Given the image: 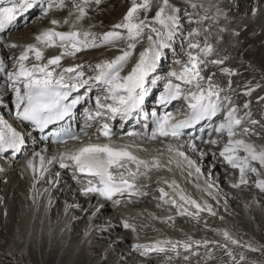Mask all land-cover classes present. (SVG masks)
<instances>
[{"label": "bare ground", "instance_id": "6f19581e", "mask_svg": "<svg viewBox=\"0 0 264 264\" xmlns=\"http://www.w3.org/2000/svg\"><path fill=\"white\" fill-rule=\"evenodd\" d=\"M67 2V8L57 11L54 9V12L51 11L47 17H42L38 8L33 9L19 18L7 33L0 34L4 39L20 45L9 49L0 43V67L6 64L8 70H13L15 58L23 51V46L35 43V36L40 32L54 27L57 31L71 30V21L69 24L61 23L59 26L44 23L47 18L63 21L68 16L72 0ZM170 3L177 8L180 5L191 6L192 3L204 4L205 7H208L209 3H216L227 15V19L221 16L218 23L211 20L204 21L203 28H210V32L196 38L203 43L204 35H207L214 46V52L205 58L209 63L202 66L201 74L206 75L205 77L211 76L213 82L224 89L221 93L222 97L227 96L231 99L232 106H235L239 116L244 118V126L255 133L243 138L258 148L264 146V99H261L264 97V0H170ZM107 4L108 0H103L99 6L95 3L90 4L88 16L77 27L97 35L105 33L102 26L107 23V19L101 7ZM158 5L159 0H153L152 8L157 11ZM124 8L123 3L122 10H111L112 15L121 16ZM253 9H258L254 15ZM191 10L194 15L197 12L200 15L204 14L203 8L191 7ZM214 12L215 9L209 13V16ZM179 14L178 12V17ZM41 18L43 19L40 20ZM221 27L226 28L227 31L220 32ZM182 34L187 36V32ZM146 36L147 31L142 42L137 44L133 56L121 73L122 76L131 70L139 58V53L147 47ZM99 42L98 39L97 43ZM185 43H187L186 39ZM125 47L126 43L120 41L114 45L89 48L78 52L75 57L66 56L62 59L60 67L56 68V72L80 64L87 79L96 75L94 67L97 63L113 59L120 55V49ZM185 47L173 55L172 62L184 54ZM62 51L63 49L58 47L44 48L45 59L40 63H45L48 58L59 55ZM213 55H215L214 59L211 58ZM215 59H221L224 63L212 64L210 61ZM34 62L32 58L26 63L31 66ZM158 67L163 68L160 62L156 72L149 76V80L159 76ZM165 67L162 77H166L167 72L170 68H174V65L172 63ZM223 68H229L236 74L229 76L221 71ZM6 80L7 76L0 70V116L8 125L23 134L24 144L15 158L10 152L5 153L0 161V255H2L0 264H27L28 257L32 264H40L37 257L39 247L42 264H233L225 254V250L217 246L225 243L236 255L237 261L241 253L246 257L240 264H264V192L260 190L261 193L257 197L250 195L249 191L245 190L246 187H241L242 194L234 193L232 184L239 176V170H232L227 178L210 168L209 157L201 160L200 156L189 154L187 157L194 162L189 167L184 158L177 155V152L185 154V150L178 148L169 153L170 159L181 164L185 171L195 176L194 181L197 185L185 183L182 184L183 188L199 201L211 205L217 213L223 214L225 219L221 220L204 211L198 212V218L189 215L188 213H196L198 210L179 199L181 191L185 195L186 192L167 187L164 192H167L168 196H163L156 190L160 186L157 183H152L146 188L149 195L160 197L159 200H146L151 211L146 215L132 212L130 216L116 215V211L109 204H105L97 214H94L95 206H90L89 199L75 192V186L66 173L63 174L60 183L56 184L53 179L48 184L43 181L37 183L38 177L31 173L26 162L32 156L31 152L35 150L28 147L27 141H34L37 137L35 133L23 130L12 118L8 108L9 92L3 88ZM229 81H231L230 88ZM164 83L165 80L161 78L155 85H147L148 93L149 90L161 87L160 85ZM203 83L206 85L207 81ZM249 89H252L250 95L246 94ZM90 91L101 94L100 86L97 85H93ZM194 136L195 134L188 138L189 144L193 142ZM194 142L197 146L201 145ZM204 148L207 149L206 146ZM218 149L220 148L215 149V153ZM239 155L245 154L240 152ZM254 166L258 169L259 177L256 173H247V178L253 179V183L258 178L264 179V167L255 162ZM219 167H225L220 158L214 168L220 169ZM196 168L200 171L196 172ZM214 198L222 200L226 206L219 204ZM172 199L177 201V205L184 204L188 210L173 205ZM168 217L172 219L168 220ZM204 218L209 220L205 221ZM125 221L132 225L135 231L125 228ZM184 221L186 223H183ZM224 230L238 240L239 245L226 240L223 236ZM189 237L192 240L206 239L216 243H209L207 247L203 244L199 247L193 245L192 251H185L181 245L179 256L170 250L149 251L147 255L141 256L135 248L137 244L151 246L167 240L183 242ZM247 245H251L257 251L249 250ZM165 247L170 246L165 245ZM23 249L27 250L29 256L22 253ZM195 252L199 255H195ZM209 253L214 257L213 259H209ZM151 255L154 258L147 260L144 257ZM185 256H189L190 259L185 260Z\"/></svg>", "mask_w": 264, "mask_h": 264}, {"label": "snow or ice", "instance_id": "6c2138e0", "mask_svg": "<svg viewBox=\"0 0 264 264\" xmlns=\"http://www.w3.org/2000/svg\"><path fill=\"white\" fill-rule=\"evenodd\" d=\"M103 0H72L71 9L68 16L63 20L51 19L50 23L59 26L61 23L69 24L71 21V30L57 31L56 28L46 29L35 36V43L23 46V51L15 58L13 70L7 71L6 88L10 89L15 96V116L22 122L45 129L49 125H56L59 122L70 119L74 108L81 103L82 97L73 96L81 88L90 91L93 85L100 86L101 94L95 96V111L89 112L85 118V128L93 127V124H99L97 132L110 140L113 134L112 128L106 120H115L120 117L121 120H127L137 116L143 109L145 97L148 95L147 85H155L161 77L157 76L149 80V76L156 72L158 63L164 56V51L172 47V41L175 39L180 21L177 13L179 9L170 0H159V5L154 17L149 21L147 13L152 11L153 0H131L130 7L122 20L113 25L111 31L102 35H97L89 30H81L77 27L87 16L88 7L95 3L99 6ZM68 7L67 0H0V34L8 32L12 26L24 14L33 9H39L42 17H47L51 11L63 10ZM193 9L203 8L204 14L195 13L194 18L189 19V24H195L196 27L187 32L185 37L187 43L184 48V55L187 57L185 62L176 59L174 64L179 65V70L170 68L164 77V90L160 94L159 102L169 104L174 100L183 99L187 101V112L183 118L177 119L172 112H165L163 115H157L153 112V123L155 125L150 139L155 140L157 135L161 137H172L179 139L187 128H192L202 121L212 120L217 115L223 114V120L214 127L217 133L226 134L227 143L219 155L223 157L233 169L239 170V181L232 187L238 188L248 184L247 173H256L259 177L258 169L254 162L264 167V146L257 147L243 137L255 134L252 129L244 126V118L239 116L238 109L232 106V101L227 96L222 97L224 91L219 84L213 82L212 77H205L202 73V66L209 63L205 58L214 52V46L209 41L207 35H204V42L198 39L202 34L209 33L210 28H203L204 21L211 20L218 23L221 16L227 19V15L216 3H209L208 7L204 4L192 3ZM215 9L214 14L209 13ZM258 9H253V15ZM141 13L144 18L141 19ZM74 17V19H73ZM155 25V26H153ZM122 30V31H121ZM148 41L147 47L139 53V58L126 75H121L129 60L133 56L137 44L145 38ZM220 32L227 31L221 27ZM239 35V33H236ZM222 39V37H220ZM99 39V43L97 40ZM123 41L126 47L120 49L121 54L111 60L97 63L94 67L95 76H89L85 79L83 66L76 64L72 67L63 68L56 72L64 57H75L78 52L89 48H97L105 45H114ZM0 43L3 46L14 49L20 47L15 42L4 39L0 35ZM58 47L63 49L59 55L52 56L44 61V48ZM31 54V55H30ZM34 58V63L28 66L29 59ZM212 64L221 65L224 63L221 59L210 61ZM225 74L232 76L236 73L229 68L221 69ZM215 75V73H213ZM173 80L177 81L176 83ZM207 81L206 85L203 83ZM183 85H191V88H182ZM231 81H229V88ZM194 89V90H193ZM252 89L246 94L250 95ZM71 97V99H70ZM264 99V97H261ZM227 105V107H226ZM247 107V105H245ZM147 118V113H145ZM256 123V121H252ZM147 127V125H145ZM83 131V129H82ZM87 135V133H84ZM56 142H64L66 139L80 140V135L70 128H61L52 133ZM135 136L138 133H129ZM148 135V133H144ZM211 135V134H209ZM99 138V137H98ZM211 144H216L217 140L209 139ZM24 144V136L16 128L7 124L5 119L0 116V154L9 150L19 152ZM191 147L195 149L197 145L193 141ZM171 147L169 151H171ZM243 152L245 155H239ZM40 159V175L44 174V157L36 154ZM177 155L183 157L188 166L191 167L194 162L190 160L183 152H177ZM57 159V157H53ZM61 168H68L74 165L80 173H86L94 178L87 180V186L82 189L84 195L89 193L97 194L106 200H113L118 194L125 192L134 193L138 190L135 183L140 169H150L160 167L159 160L146 161L134 155L127 147L113 146L111 143H89L80 147L77 151L71 153H62L59 156ZM130 165H135V171ZM28 167L36 174V165L34 160L28 161ZM127 169V174H125ZM199 172V168L195 169ZM255 187L264 192V179H257ZM173 188H178L175 181L172 182ZM163 196H168L163 189L160 190ZM179 199L186 204L193 205L198 211L188 213L198 218L199 211H208L215 216L212 206L205 203L201 205L195 199L186 196L181 191ZM119 199L115 203L119 204ZM173 205H177L175 199L171 200ZM181 209L184 204L177 205ZM171 220L172 217H168ZM223 219V217H221ZM125 228H135L127 221L124 222ZM223 236L232 244L239 245V241L232 238L227 230H224ZM210 241L192 240L187 241H162L154 245H135L141 255H147L149 251L166 252L172 251L179 256V247L182 245L185 251H192L193 245L199 247L203 244L205 247ZM165 245L170 247H165ZM225 250V254L230 258L233 264H240L246 257L241 253L239 261L228 244H217ZM249 250L257 251L251 245H247ZM199 255L198 252L194 253ZM209 253V259H213ZM171 259V257H169ZM190 259L189 256L184 257Z\"/></svg>", "mask_w": 264, "mask_h": 264}, {"label": "rangeland", "instance_id": "374dc122", "mask_svg": "<svg viewBox=\"0 0 264 264\" xmlns=\"http://www.w3.org/2000/svg\"><path fill=\"white\" fill-rule=\"evenodd\" d=\"M80 0H77V2H79ZM111 2V3H110ZM119 2V3H118ZM113 3H115L114 4V6H111V4H113ZM123 3H124V5H125V8L123 9V11H122V14H121V16L119 15H112V12H111V10H117V11H120V10H122V8H123ZM130 4V0H108V4L105 6H103V7H101L102 8V10H103V13H104V16H105V18L107 19V23H105L104 24V26H102V29L105 31V32H108V31H110V30H112L113 29V25H115V24H117V23H119L121 20H122V18H123V16L125 15V11H126V9H127V6ZM90 6V5H89ZM118 6V7H117ZM121 6V7H120ZM107 7V8H106ZM110 7V8H109ZM88 8H90V7H88ZM98 8V7H97ZM100 8V7H99ZM104 8V9H103ZM112 8V9H111ZM179 17H178V19H179V21H180V28H179V33H177V35H176V37H175V40H173L172 41V47L171 48H169V49H166L165 51H164V56L162 57V59H161V61H160V64L163 66V68H160L159 70H158V74H159V77H161V78H163L162 76V74L164 73L163 71L166 69V65H167V63L168 62H170L169 61V57L171 58V65H172V57H173V55H175V54H177V51H179L182 47H185L186 46V43H185V35H183L182 33H186V32H188V31H190V29L188 30V26L189 25H193V26H196L195 24H189L188 23V21H189V19H192L193 17H194V12H193V10H191V6H187V5H180L179 6ZM54 11H57V10H54ZM53 11V12H54ZM92 11H95V10H92ZM155 12H156V10H155V8H152V11L151 12H149V13H147V17H148V19H149V21H151L152 20V18L154 17V15H155ZM144 13H141V19H143L144 18ZM91 17V16H90ZM89 17V18H90ZM116 17V18H115ZM110 18V19H109ZM113 19V20H112ZM50 20H51V18H50ZM50 20H49V18H47L45 21H44V23L45 24H47V25H52L51 23H50ZM48 21V22H47ZM110 23H111V25H110ZM113 23V24H112ZM188 30V31H185V30ZM122 31V30H121ZM147 31V30H146ZM99 36V35H98ZM181 44V45H180ZM178 45H180V46H178ZM174 50H176V51H174ZM171 51H174V54H170L171 53ZM167 55V56H166ZM171 55V56H170ZM212 57H215V55H213ZM236 57V56H235ZM214 59V58H213ZM164 69V70H163ZM161 71V72H160ZM161 74V75H160ZM164 79V78H163ZM254 81L256 82V79L254 78ZM254 81H253V84H254ZM30 141H27V144H29L28 146H31V143H29ZM183 223H186L185 221L183 222ZM25 252V253H24ZM137 253H139L140 255H141V252L140 251H136ZM22 253L23 254H25L26 256H29V254H28V252H27V250H24L23 249V251H22ZM0 256H2V255H0ZM142 256V255H141ZM37 257H38V262L40 263V264H42V257H41V252H40V247H39V250L37 251ZM147 260L148 259H152V258H154V257H152V255L151 256H144ZM149 257V258H148ZM27 264H32L31 263V261H30V259H29V257H28V260H27Z\"/></svg>", "mask_w": 264, "mask_h": 264}]
</instances>
